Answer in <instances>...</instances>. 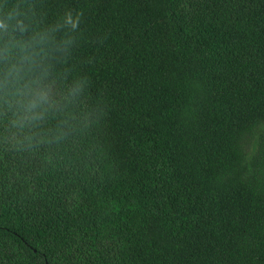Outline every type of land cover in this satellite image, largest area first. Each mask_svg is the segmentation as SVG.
I'll list each match as a JSON object with an SVG mask.
<instances>
[{
  "label": "trees",
  "instance_id": "16d2710c",
  "mask_svg": "<svg viewBox=\"0 0 264 264\" xmlns=\"http://www.w3.org/2000/svg\"><path fill=\"white\" fill-rule=\"evenodd\" d=\"M0 264H264V0H0Z\"/></svg>",
  "mask_w": 264,
  "mask_h": 264
}]
</instances>
